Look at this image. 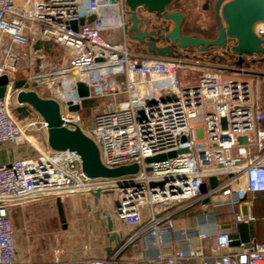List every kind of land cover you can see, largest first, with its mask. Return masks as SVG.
<instances>
[{"label":"built area","instance_id":"obj_1","mask_svg":"<svg viewBox=\"0 0 264 264\" xmlns=\"http://www.w3.org/2000/svg\"><path fill=\"white\" fill-rule=\"evenodd\" d=\"M136 11L161 32L170 28L159 13ZM130 13L125 0H0V75L9 81L20 78L17 48H31L38 40L66 48L60 70L25 79L38 83L45 78L50 98L60 105L63 124L78 125L90 136L104 165H138L135 173L90 178L82 171L79 154L52 149L0 165V264L17 260L11 206L51 193L97 190L98 196L111 194L112 204L102 217L112 214L126 226L121 241L102 257L55 259L49 264H264V242L249 236L233 245L230 237L238 233L239 224L249 228L255 221L253 195L264 193V111L246 78L252 70L229 63L227 43L213 51L226 58L221 61L130 50ZM91 14L95 18L88 22ZM74 21L77 29L71 26ZM254 31L264 38V22L255 24ZM256 56L243 55L247 62ZM227 69L237 76L224 75ZM179 71L196 73V82L185 83ZM76 77L88 85V98H113L93 114L87 130L79 110L68 109L69 103L81 105L84 100L76 91ZM15 106V93L7 85L0 97V144H32L26 135L35 122L18 120ZM40 127L46 129L42 119ZM238 136L245 140L239 142ZM170 151L177 153L145 161ZM211 177L216 179L213 187ZM218 206L227 208V226L217 220ZM184 211L191 215L176 218Z\"/></svg>","mask_w":264,"mask_h":264},{"label":"water","instance_id":"obj_2","mask_svg":"<svg viewBox=\"0 0 264 264\" xmlns=\"http://www.w3.org/2000/svg\"><path fill=\"white\" fill-rule=\"evenodd\" d=\"M174 0H125L126 6L130 10V26L127 28V34L130 39L137 40L147 45V52L157 55H175L174 48L187 49L194 47L200 51L208 47H221L228 41L230 50L236 55L235 65L241 66L247 61L244 54L263 55L264 59V38L258 36L254 31L255 24L264 22V0H215L214 18L217 24V34L214 38L208 39L202 36L187 34L182 31L184 15L179 10H170ZM208 0H206V5ZM137 8H144L151 13H159L165 20L170 22V28L167 32L160 34V30L142 29L143 23L149 27V21L139 16ZM95 18L94 14L87 17L90 22ZM84 19L79 20L83 24ZM71 26L77 29V22H72ZM150 36L158 38H167L168 43L157 45L153 40H146ZM220 60H226L224 56H218ZM256 59L249 62L254 63ZM7 85L15 93V110L18 118L25 116L30 112L36 113L46 123L47 145L55 151L72 150L79 154L81 159L82 171L90 178L95 177H119L126 174L135 173L138 170L137 164L121 165L118 167H108L100 159V153L96 142L84 133L78 125L73 128L63 124L60 114V105L58 101L50 97L40 96L34 88L37 82H29L25 78H19L9 81L6 75H0V97L5 95ZM76 91L81 98H88V85L76 77ZM80 104H70V111H78ZM224 121L225 119L222 118ZM225 127V124H223ZM245 140V138H244ZM179 152H185L186 149H179ZM177 151L161 153L147 157L146 162L158 161L176 155ZM210 186L216 185L215 177L210 178ZM206 184L201 185V191L205 192ZM95 196L99 191L92 192ZM245 195L242 200L245 199ZM208 198L204 199L207 202ZM243 212L245 207H242ZM227 226V225H224ZM233 239L232 244L236 245L239 241L249 240V228L247 224H239L238 233L230 235Z\"/></svg>","mask_w":264,"mask_h":264},{"label":"crops","instance_id":"obj_3","mask_svg":"<svg viewBox=\"0 0 264 264\" xmlns=\"http://www.w3.org/2000/svg\"><path fill=\"white\" fill-rule=\"evenodd\" d=\"M181 1L186 4L187 0ZM201 1H203L200 2L203 3V9H209L206 0ZM191 2L195 4V10H197L196 6L198 7L199 0H191ZM172 4L173 8L170 10L181 11V8H177V0H174ZM182 8H185L184 4ZM209 11L211 10L209 9ZM116 37H118L117 33L114 34L113 39ZM17 49L21 51L23 48ZM134 51L147 52L136 47H134ZM174 53L202 58L200 56L207 51H200L196 48L184 50L174 48ZM262 56L257 55L254 63L243 64V66L252 70L250 78L249 75L246 78L252 80L253 90L255 92L256 89L259 94L257 102L264 111V59ZM202 59L212 60L207 59V57ZM184 73L192 74V72L183 71H179L178 74ZM73 74L75 75V73ZM16 75L18 76V74ZM26 76L19 74L20 78H27ZM34 90L42 97H52L48 89L46 93L49 95L45 93L39 82ZM20 121L22 123L35 122L33 129L28 133L31 136L32 144L25 141L0 144V165L8 164L17 158L35 155L41 149H50L46 141V129L40 127L41 118L36 113L30 112L25 115L24 120ZM257 198L264 201V193L253 195L254 213L256 211L254 200ZM111 204L112 198L107 194L95 196L91 193L57 192L37 201L11 206L9 214L17 246L16 264H49L55 259L102 257L110 254L121 241L126 229V226L112 214L107 218L102 217V213ZM228 220L218 221L224 225L223 223ZM51 224H53L54 229H51ZM204 228L213 231L212 226ZM252 233L249 225L250 237H254V233ZM186 264L190 263L187 262Z\"/></svg>","mask_w":264,"mask_h":264},{"label":"rangeland","instance_id":"obj_4","mask_svg":"<svg viewBox=\"0 0 264 264\" xmlns=\"http://www.w3.org/2000/svg\"><path fill=\"white\" fill-rule=\"evenodd\" d=\"M176 2V1H175ZM203 2L199 0V3ZM198 3V7L196 6L197 10H195V4L191 2V0H187L186 4L182 3L181 0H177V8H182L183 4L185 8H182L184 13L187 14L186 16V22H187V27H184L183 29H187L186 31L192 32V33H201V34H207V31H212L215 29L214 26V20L211 11L209 9L204 10L202 4L203 3ZM173 8V4H171L169 9ZM170 24V23H169ZM171 25H169L170 27ZM215 31V30H213ZM110 32H105L103 35L108 36ZM128 40V47L130 50H134V42L130 38ZM227 45H230V42H227ZM133 47V48H132ZM18 53H20L21 59L18 65V71L20 74L27 75L28 76H34L35 74H44L46 69L50 70H60L64 66L67 60L68 56V51L66 48L53 43V42H48V41H42L38 40L33 47H24L21 51L17 49ZM211 52V51H210ZM204 53L200 57L206 58L207 59H212L213 61H218L216 57L218 54L216 53ZM228 61L234 62L235 57L233 56V52H229L225 56ZM222 73L226 76H237L235 71L232 69H227L223 70ZM183 74H178V76L181 79H184L185 83H194L196 82L197 74L192 72V74H184V78L182 77ZM249 75V78L252 74H247ZM188 77L191 78L192 80H188ZM120 79H123V76L120 77ZM120 81V80H119ZM252 82V80H251ZM40 86L43 90H45V93L47 92L46 88V80L45 78H41L40 81ZM253 83V82H252ZM254 87V85H252ZM255 97L257 100L259 94L256 92L255 89ZM49 95L48 93H46ZM113 101L112 97H91V98H86L82 101L81 107L79 109V112L81 114L82 118V124L84 128L87 130L91 126L92 122V116L93 114L106 107L110 102ZM62 110H65L64 105L61 103ZM25 116H21V118H18L19 120H24ZM31 131H28V133ZM238 141L243 142L244 141V136H238ZM43 150V149H41ZM110 196L111 194H107ZM111 197V196H110ZM255 204V219L256 221L252 222L250 224V229L254 233V238L258 242H264V201L263 199L257 198L254 200ZM215 213L217 215V219L219 221L222 220H228L230 218L226 206H218L215 208ZM190 215L189 211H184L181 212L176 218L178 217H186ZM52 227L51 229H54L53 224H51ZM252 233V234H253ZM128 255L130 252H128ZM188 263H192V261H189Z\"/></svg>","mask_w":264,"mask_h":264},{"label":"trees","instance_id":"obj_5","mask_svg":"<svg viewBox=\"0 0 264 264\" xmlns=\"http://www.w3.org/2000/svg\"><path fill=\"white\" fill-rule=\"evenodd\" d=\"M214 2H215V0H208V8L211 10V13H212V16H213V20H214V26H215V29H213V30H215V31H207L208 33L207 34H201V33H198V32H196V33H192V32H188V31H186L187 29H183V25H184V27H187V22H186V16H187V14H185L184 13V11H183V9L181 8V11H183L182 13H183V15H184V21H183V24H182V31L184 32V33H187V34H192V35H195V36H202V37H205V38H208V39H212V38H214L215 36H216V34H217V24H216V21H215V18H214V7H213V4H214ZM180 11V10H179ZM189 48H194V47H189ZM138 49H141V48H138ZM216 49V47H208L206 50H204V51H207V52H210V51H212V53H213V51ZM141 50H143V49H141ZM143 51H145V50H143ZM153 54H155V53H153ZM176 55V54H175ZM175 55H169V54H165V55H163V56H175ZM177 55H179V54H177ZM216 59L217 60H220L219 59V57L217 56L216 57ZM221 61V60H220ZM230 64H234V62H229ZM249 63L250 62H246V63H244V64H246V65H249Z\"/></svg>","mask_w":264,"mask_h":264},{"label":"flooded vegetation","instance_id":"obj_6","mask_svg":"<svg viewBox=\"0 0 264 264\" xmlns=\"http://www.w3.org/2000/svg\"><path fill=\"white\" fill-rule=\"evenodd\" d=\"M130 26V22L129 24L127 25L126 27V31H127V28ZM142 29H147V30H157L158 28L155 27L153 24H151L149 22V27H146V24L143 23L142 26H141ZM163 32L160 31V34H162ZM127 38H129L128 34H127ZM132 40V39H131ZM146 40H153L157 45H164L166 43H168V39L167 38H158L156 36H150L148 38H146ZM132 42H134V46H136V48H141L145 51H147V45L146 44H143V43H140L138 42L137 40H132ZM13 114L16 118H18V113L15 108H13Z\"/></svg>","mask_w":264,"mask_h":264},{"label":"bare ground","instance_id":"obj_7","mask_svg":"<svg viewBox=\"0 0 264 264\" xmlns=\"http://www.w3.org/2000/svg\"><path fill=\"white\" fill-rule=\"evenodd\" d=\"M26 137L32 142V140H31V136L26 135Z\"/></svg>","mask_w":264,"mask_h":264}]
</instances>
